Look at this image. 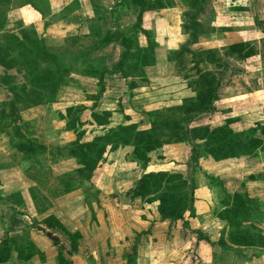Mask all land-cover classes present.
Wrapping results in <instances>:
<instances>
[{
	"label": "trees",
	"instance_id": "16d2710c",
	"mask_svg": "<svg viewBox=\"0 0 264 264\" xmlns=\"http://www.w3.org/2000/svg\"><path fill=\"white\" fill-rule=\"evenodd\" d=\"M181 1L193 7L192 13H186L187 22L182 27L190 39L179 49L168 50L167 61L177 66L179 62L183 63L181 61L183 56L189 54L191 57L189 62L192 63L190 70L196 73L195 82L200 85L199 90L192 89L194 95L183 98L179 105L143 112L142 115L149 120L147 129H140V125L136 123L106 129L105 127L110 123V114L92 113L94 124L103 128L104 133L90 141L83 140L85 122L81 120V115L86 110L85 106L72 105L65 107L63 113L56 111L57 118L65 123L63 129L72 132L76 138L73 142L57 147L58 151L56 150L55 154L50 152L49 154L54 156L50 157V161L56 163L61 159H74L78 165L75 173L68 172L57 177L60 194L65 195L82 189L85 200L90 202L89 192L92 190L94 199L91 200H98L99 192L91 183L95 170L106 162L108 153L131 147L127 159L135 163L142 173L126 195L132 200L140 199L146 203L158 201V212L164 220L184 221V213L192 211L195 188L193 174L200 168V159L211 158L215 162H220L229 159L255 158L264 152L263 128L253 127L236 132L227 125L216 128L205 125L191 126L201 116L211 117L216 114L217 108L214 103L218 100L220 79L228 71L225 57L246 62L257 55V50L248 41L226 45L222 52L215 48H195V44L206 34L205 30H199L203 28L199 23H193L202 0ZM90 3L94 17L88 22V34L57 40L39 37L33 26L26 27L22 23H17L15 29L8 28V12L13 8L29 6L40 14L47 27L54 21L66 18L78 7V0H73L58 13H52L49 0H22L15 7L12 0H0V89L9 94V99L0 103V134H6L10 138L11 145L22 154L23 159L30 161L24 173L42 186L46 184L45 175L50 173L49 165L43 161L47 160L45 155L48 147L23 133L31 122H25L20 113L39 106H46L48 111L49 107L58 101L63 88L76 86L74 75L96 79L99 86L98 96L104 91L102 82L107 74H120L122 79H129L130 89L136 87L138 79L145 80L144 68L153 66L156 62L155 42L151 41L149 31L141 28L143 15L174 7L173 0H117L107 10H104L98 0H90ZM125 7L136 12V17L130 24L121 23V12ZM105 13L111 14V24L105 21L103 17ZM254 22L264 36V21L256 16ZM139 33L146 36V46L140 47ZM261 39V52L264 53V37ZM114 45L120 46V56L116 63L108 65L109 58L104 52ZM202 65L223 67V69L221 73H215L212 69H201ZM189 78L186 76L183 79L188 82ZM191 87L192 82L187 85V88L191 89ZM170 144H184L190 148L189 161L193 168L188 183L179 173L146 172L150 162L149 154ZM261 177L264 178V175ZM207 179L211 184L219 185V182L214 183L213 177L208 176ZM85 181H89L88 187H83ZM187 184L186 190L190 191L185 192ZM230 199H233L231 210L228 207ZM222 202L226 206L222 214L225 216L224 219L232 226L237 224L235 228H231L229 241L240 246L257 244L264 248V239L258 238L259 235L250 237L253 235L252 232L240 227L247 221V216L251 215V210H257L261 204L244 195L233 197L225 195ZM43 223L48 229H58L66 235L71 252L76 251L79 233L67 231L53 216L45 218ZM183 228L187 230L186 222L183 223ZM241 231L247 237L240 241L235 240L239 237L237 233ZM189 233L195 232L189 230ZM195 234L202 238L199 232ZM248 236L251 241L247 239ZM204 240L209 243V239L204 238ZM28 245L32 247L31 243ZM132 250L133 254L130 255L134 258L136 247L134 246Z\"/></svg>",
	"mask_w": 264,
	"mask_h": 264
},
{
	"label": "crops",
	"instance_id": "0c3cea01",
	"mask_svg": "<svg viewBox=\"0 0 264 264\" xmlns=\"http://www.w3.org/2000/svg\"><path fill=\"white\" fill-rule=\"evenodd\" d=\"M78 1V7L66 18L54 21L47 27H45L44 19L41 18L40 14L31 7L13 8L7 14L8 28H13L17 23H22L26 27L33 26L39 37L49 39L86 35L88 34V22L94 15L90 0ZM72 2L73 0H49L52 13L60 12ZM261 2L262 7L257 17L264 21V0ZM24 13L28 15L25 17L23 16ZM13 16H18V18L14 19ZM31 18L34 20L27 23ZM37 25L41 27L42 33H40ZM51 27L52 29H50ZM70 27L80 29L81 32L66 34ZM44 30L48 33L51 30L54 33L46 37L43 33ZM139 35L140 33L138 38ZM262 36L261 34L260 37L262 38ZM226 37L228 42L231 37L228 35ZM235 42L231 40L225 46ZM199 44L201 45V43ZM167 49L176 50L178 47L171 42ZM202 49L211 48L203 47ZM252 60L250 58L243 63L249 66L256 65V67L264 65L263 61ZM165 63L174 66L172 62L167 61ZM158 66L159 62L156 60L153 66L144 69H156ZM244 68L245 71L249 70L246 66ZM73 78L76 81V86L63 88L58 101L53 105L59 104L62 94L72 92V90L78 91L77 89L83 90L89 100L97 99L95 96H98L99 86L96 79L78 75H74ZM86 82L90 83L91 87H86ZM145 86H148L147 83L138 84L131 88L132 94L128 95L129 98H135L136 93L140 92L135 90H142ZM67 89L69 91L65 92ZM105 92L106 90L99 95L98 99H101ZM8 99L9 94L0 89V103ZM139 99H143V96L141 95ZM181 100L172 101L170 99L169 103L168 100L164 99L146 98L145 102L141 104L139 113L142 115L143 112L179 105ZM95 103H91V105L71 103L68 105H83L86 107L85 111L89 112L88 119L82 120L81 117V120L85 122L83 127L85 135L88 132L86 126L90 130L93 129V134L89 139H83L84 141H90L95 136L104 133L103 128L94 124L92 113L108 112L110 114V123L105 127L106 129L118 125L135 124L134 122L131 123L130 117H127V111H124V115H122L121 111L99 110ZM64 109L61 111L62 113ZM43 110L46 111L47 107H35L21 112L20 116L25 122H32ZM116 115L120 116L118 121L115 118ZM239 119L246 130L252 128L255 122H259L264 127V104L256 110H250L249 113L245 112L239 116ZM57 121L62 124L59 133H63L68 140L66 143L73 142L76 138L75 135L63 129L65 124L63 121L59 119ZM140 129L147 128L140 126ZM262 137L264 138V136ZM169 147L173 148L170 149ZM168 148L170 150L175 148L186 149L187 160L189 159L188 146L184 144L165 145L162 150H169ZM131 150V147H125L108 153L106 162L95 170L91 183L99 192L98 200L86 201L84 191L78 189L50 200V204L46 205V193L43 189H38L40 184L28 178L24 173V168L30 165V161L24 160L19 152V161L14 163L13 152L18 151L11 145L10 138L1 133L0 250L2 251H0V264H127V259H132L133 264H264V248L257 244H254L255 246H240L229 241L231 228H235L234 226L237 224L233 226L228 224L224 219L225 216H222L226 208L222 202L225 195L230 197L244 195L250 200L257 201L261 206L255 211L251 210V215L247 216V221L243 222L240 227L247 231L250 230L253 234L250 237L259 235L258 238L264 239V178L261 177L264 175V152L255 158L229 159L220 162H215L211 158H202L199 161L200 168L193 174L195 188L192 211H186L183 215L184 221H181L164 220L158 212V201L146 203L140 199L132 200L126 195L127 191L133 187L137 174L142 173V170L135 163L128 162L127 155ZM121 151H124V155L120 159L121 164L120 162L113 163L110 161L111 159H107V157L119 154ZM151 154H149L150 162L146 172L168 171L183 174L173 168H153ZM43 161L46 163V160ZM60 163L58 161L48 164L50 167L49 174L55 180L60 175L78 168L74 159H65L62 163L72 164V169L61 173L53 172L54 175H52V167ZM120 167L123 168V172L119 174L115 183L113 179L109 178L111 173H108L107 168L111 170ZM208 176H212L213 179L217 178L219 185L211 184L207 179ZM114 183L117 189L113 191ZM117 190L128 201L126 204H118V200L113 197ZM228 207L229 210L232 209L233 199L229 200ZM48 216H53L59 225L67 231L79 233L80 238L77 240L76 251L71 252L70 242L61 237L63 233L60 230H51L44 225L43 221ZM184 222L187 223V230L183 228ZM249 227L254 228L250 229ZM189 230L195 233L199 232L202 238L200 239L198 234L189 233ZM237 234L239 236L235 239L237 241L247 237L242 231ZM204 238L209 239V243ZM247 239L252 240L249 236ZM30 243L32 247H29L28 244ZM134 246L136 250L134 258H131L130 253L133 254L132 248ZM62 260L66 262L62 263Z\"/></svg>",
	"mask_w": 264,
	"mask_h": 264
},
{
	"label": "rangeland",
	"instance_id": "374dc122",
	"mask_svg": "<svg viewBox=\"0 0 264 264\" xmlns=\"http://www.w3.org/2000/svg\"><path fill=\"white\" fill-rule=\"evenodd\" d=\"M21 1L22 0H12V3H14L13 6L15 7ZM98 1L104 7V10H107L112 7L117 0ZM173 2L174 7L171 9L162 10L161 12H147L143 15L141 28L145 31H149L151 41L155 42L154 55L156 60L159 62V66L156 67V69H144L145 80L138 79L137 83L143 85L147 83L148 86H145V88H143L142 90H135L140 91L136 93L137 95L135 98L132 99L128 96L129 94H132V91H130L129 81L122 79L120 77V74H107L102 82V86L104 90H106V92L101 99L99 98L100 101L98 99L99 96H95L98 100H89V97L81 89H77L78 91L72 90V92L67 89L65 90V92L69 91V93L61 95L59 104L49 107L48 111L43 110L42 112H39L37 118L30 123L25 131H23V133L27 137L36 139L37 142L48 147V152L45 155V157H47V160L45 159L46 164H51L50 157H54L49 153L53 152V154H55L57 150L56 148L65 145L68 141L66 140L63 133H59L62 124L61 122L57 121L58 119L56 111H62L71 103H83L85 105H91V103L93 104L96 102L95 104L97 106V109L119 112L121 111L122 115H124V111H127V117H130L131 123L137 122L136 124H139L142 128H148V118L140 115L139 113L141 104L145 102L144 100L146 98H157L158 100L164 99L168 100V102L170 103V99L172 101H178L179 99L192 97L194 95L192 89H195L197 91L199 90L200 85L195 82L196 73L194 70H190L192 67V63L189 62L191 58L189 54L186 53L181 59L183 63L180 64L179 62L177 66H170L165 63L167 62V47L171 42L175 44V46L179 49L182 45L185 44L186 41H189L190 39V37H188L186 31L182 27L187 22L186 13H192L191 10H193V7L192 5L190 6V4H188L187 6L186 4L182 3L181 0H173ZM261 7V0H202L199 6V10L196 12L193 18V23H199L203 27L199 28V30H205L206 34L205 36L200 38L199 43H201L202 46L197 43V45H195L194 47L216 48L222 52L225 44L228 42L230 43L231 40L236 42L248 41L257 50V55L251 58L253 59L252 61L256 60L257 62H264V53L261 52L262 46L260 43V41L262 40L260 37L261 32L254 22V18L258 13H260ZM27 15L28 14L26 13L23 14V16L25 17ZM110 15H108V13H105L103 15V17H105V21L108 24L112 23L110 21ZM121 15V23L130 24L134 21L136 12L125 7V9L122 10ZM13 18L17 19L18 16H13ZM32 20L34 19L31 18L27 23ZM52 27L50 29H52ZM15 28L16 25H14L12 29ZM39 29L40 33H42L41 27H39ZM195 30L197 31L198 27L195 28ZM80 32V29L78 30L74 27H70V29L66 31V34ZM43 33L46 35V37H48L49 35H53L52 33L54 32H51V30H49L48 33L44 30ZM226 35L231 37L228 42V38L226 37ZM138 40L139 42L141 40V43H139L140 47L146 46L147 38L144 34L140 33ZM120 51L121 48L119 45L110 46L106 49L104 53H106L107 58H109L107 63L108 65L116 63L118 61ZM225 59L228 64V71L220 79L218 100L214 103L215 107L217 108L216 114L212 115L211 117L208 115L199 117L193 122V124L191 125L192 127H200L205 125L211 128H216L227 125L233 131L242 132L246 129L244 128L242 121L239 119V116L245 114V112L249 113L250 110H256L264 104V65L261 67H256V65L249 66L248 64L245 65L243 62L237 61L233 58L229 59L227 58V56L225 57ZM245 66L249 70L245 71ZM201 69H212L213 71H215V73H221L223 67L215 68L212 65H202ZM186 76L190 77L188 82H185L183 79ZM190 82H192L191 89L187 88V85ZM89 86L91 87L90 83L86 82V87ZM139 94L143 96V99H139L141 96ZM81 117L82 120L88 119L89 112L85 111V113H83ZM115 118L118 121L120 116L116 115ZM253 127L257 129L263 128L264 130V127L261 126L259 122H255L253 124ZM86 130L88 132L86 133L85 137H83L84 140L89 139V137L93 134V129L90 130L88 126H86ZM171 145L176 144H170V146ZM169 148L171 149L173 147ZM170 149H160L151 154V159L153 161L152 164H154L153 168H173L181 171L183 173V179L186 181V183H188L189 179L192 177L191 171L193 166L189 159L187 160L188 154L186 149ZM123 152L124 151H121L119 154L111 156L108 155L110 157H107V159H111L110 161L113 163L120 162L121 164L120 159L124 155ZM19 158V152H13V162L17 163L19 161ZM64 160L65 159L59 160V162L61 163L52 167V175H54L53 172L61 173L62 171L67 172L72 169V164L62 163ZM75 169L69 172L75 173ZM107 169L108 173H111L112 176L111 178V176L109 175V178L113 179L114 182L118 180L119 174L123 172L122 167H120L119 169ZM45 173H47V171H45ZM139 175L140 173L137 174V176ZM137 176L135 180L137 179ZM44 180H46V184L44 186L40 185L38 189H43L46 193L45 200L47 205L50 204V200H54L55 198L61 197L63 195L59 193L60 184H58V181L55 180V178H52L50 174L45 175ZM213 181L215 184L219 182L217 178ZM115 183L113 186V191L117 189ZM88 185H90L89 181H85L83 187H88ZM186 187L187 188H185V192L190 191L186 190L188 189V184L186 185ZM118 190L114 192L115 194L113 197L118 200V204H126V202L128 201H126L121 193H118ZM89 198L90 201L91 199H94L92 190L89 192ZM224 199L225 198H223V200ZM65 236L61 234V237L64 240L68 241V237ZM127 264H133V260L127 259Z\"/></svg>",
	"mask_w": 264,
	"mask_h": 264
}]
</instances>
